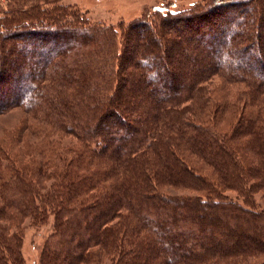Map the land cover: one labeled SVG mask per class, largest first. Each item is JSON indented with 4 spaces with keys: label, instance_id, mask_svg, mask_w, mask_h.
Instances as JSON below:
<instances>
[{
    "label": "trees",
    "instance_id": "16d2710c",
    "mask_svg": "<svg viewBox=\"0 0 264 264\" xmlns=\"http://www.w3.org/2000/svg\"><path fill=\"white\" fill-rule=\"evenodd\" d=\"M262 10L105 25L65 0H0V113L23 114L0 135V264L48 224L38 264H264ZM170 27L183 36L160 53Z\"/></svg>",
    "mask_w": 264,
    "mask_h": 264
},
{
    "label": "rangeland",
    "instance_id": "374dc122",
    "mask_svg": "<svg viewBox=\"0 0 264 264\" xmlns=\"http://www.w3.org/2000/svg\"><path fill=\"white\" fill-rule=\"evenodd\" d=\"M209 0H65V3L73 4L79 11L85 13L90 22L102 23V24H118L119 22L127 23L133 19L147 16L148 13H152L154 8H160V10L176 12L186 10L194 5L202 6ZM249 5V4H248ZM253 10V8L251 9ZM205 11V10H204ZM264 18V11L261 12ZM153 19V18H151ZM175 27L168 28L165 36L167 39L165 46H160L162 49L168 48L169 41L175 36L183 34L179 32ZM143 37L138 38V41ZM179 50H175V54L172 57H167L168 63L172 67H177L183 57L181 54L185 45L182 46L181 42L178 44ZM194 50H203L204 47L199 42L194 41ZM182 50V51H181ZM201 69L200 66H197ZM197 69V68H196ZM215 81H218L217 79ZM214 81V82H215ZM217 83V82H215ZM125 90H129V86H125ZM22 112L18 107L8 110L7 112L0 113V135L4 134L6 130L14 127L22 118ZM30 142H34L35 138H28ZM65 138H61V141L65 143ZM37 141V138H36ZM204 169H209L206 165H202ZM226 192V191H225ZM228 192V191H227ZM173 193V192H170ZM177 194H195L193 191L180 189L174 190ZM234 195V192H228ZM256 204L264 210V196L259 192L254 194ZM260 209V208H258ZM50 225L42 226L39 228L27 227L21 245V255L23 257V264H38V255L44 238L46 237Z\"/></svg>",
    "mask_w": 264,
    "mask_h": 264
}]
</instances>
